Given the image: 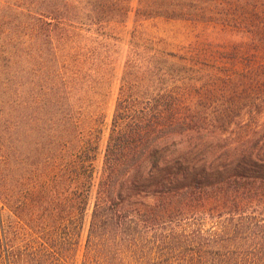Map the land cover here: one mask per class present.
Here are the masks:
<instances>
[{
	"label": "trees",
	"instance_id": "1",
	"mask_svg": "<svg viewBox=\"0 0 264 264\" xmlns=\"http://www.w3.org/2000/svg\"><path fill=\"white\" fill-rule=\"evenodd\" d=\"M133 2L0 0V264H75L85 230L80 264H264V0ZM130 23L97 177L103 122L78 105Z\"/></svg>",
	"mask_w": 264,
	"mask_h": 264
},
{
	"label": "rangeland",
	"instance_id": "2",
	"mask_svg": "<svg viewBox=\"0 0 264 264\" xmlns=\"http://www.w3.org/2000/svg\"><path fill=\"white\" fill-rule=\"evenodd\" d=\"M134 0V4H135ZM133 4V5H134ZM34 14L32 15V20L30 22V26L33 27V39L29 40L28 46L32 51V55L34 56V65H29V73L31 77L33 71L37 69L35 64L38 61V56L42 55L43 63L45 64L46 60V51H47V44H46V35L45 33H39L37 27L39 24H42L41 15L39 10L35 9ZM158 34L162 38L161 47H165L167 51H172L175 53H179L182 56L186 53V51L190 50V44L194 38V33L192 32L191 28L185 27L181 24H166L159 26ZM132 30V23H130L126 27H122L118 30L114 39L110 40V46L107 50L106 61L103 65V74L98 83L92 88L85 99V103L79 104L78 106L81 107L88 116V119L97 123L99 120L102 119V138L100 143V155L97 162V177L101 173L102 169V160H103V152L107 143V139L109 136L110 125L112 121L113 112L115 109V103L117 99V95L119 92L120 87V78L123 74L125 61L129 52L130 47V36ZM153 31H156L153 29ZM39 48H41V52H39ZM104 56V57H105ZM186 57V56H185ZM39 62V61H38ZM44 74L45 66H44ZM45 78V76H44ZM36 88L37 85L35 86ZM49 85H43V101L45 102V91ZM37 90V89H36ZM61 103V102H60ZM15 113H25L24 111V100L20 97L15 98ZM77 107V109H79ZM62 106L60 107L58 115L62 114ZM56 113H42V116L48 119L50 116L55 115ZM51 128V125L46 126ZM88 223V222H87ZM87 225V224H86ZM86 231V230H85ZM84 231L81 239L80 246L78 248L75 264H80L83 252V244L85 241V234Z\"/></svg>",
	"mask_w": 264,
	"mask_h": 264
}]
</instances>
